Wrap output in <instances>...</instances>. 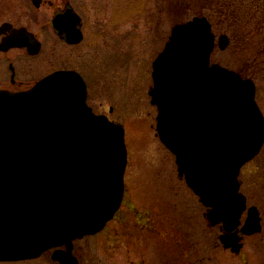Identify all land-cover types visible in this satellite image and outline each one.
Wrapping results in <instances>:
<instances>
[{
    "label": "water",
    "instance_id": "95a60500",
    "mask_svg": "<svg viewBox=\"0 0 264 264\" xmlns=\"http://www.w3.org/2000/svg\"><path fill=\"white\" fill-rule=\"evenodd\" d=\"M72 14V10H68ZM73 24L52 27L81 40ZM66 20V19H64ZM37 42V41H36ZM229 40L218 37L225 50ZM30 52L39 51L40 45ZM3 40L0 51L24 47ZM215 35L206 17L172 27L152 63L148 94L156 107V135L174 155L179 178L219 226L224 249L239 253L244 236L261 231V216L240 191L242 167L264 145V115L256 86L211 63ZM76 71H56L20 93L0 91V262L39 257L78 264L73 241L103 230L120 208L127 165L122 125L96 115ZM246 213L242 221L243 214Z\"/></svg>",
    "mask_w": 264,
    "mask_h": 264
},
{
    "label": "rangeland",
    "instance_id": "374dc122",
    "mask_svg": "<svg viewBox=\"0 0 264 264\" xmlns=\"http://www.w3.org/2000/svg\"><path fill=\"white\" fill-rule=\"evenodd\" d=\"M72 1L88 20L93 41L73 50L61 45L49 25L53 9L46 4L41 8L46 24L41 35L44 51L38 61H44L47 69L67 67L82 73L88 84V104L123 125L128 153L123 204L104 230L76 242L75 254L81 264H129L130 260L141 264L143 256L146 264H165L168 242L157 237L160 232L172 235L168 240L174 242L173 247L175 242L183 246L187 264H264L257 237H245L240 253L233 254L220 245L218 229L207 227L204 207L178 178L174 156L156 135L157 110L148 95L151 64L171 28L202 16L211 23L216 39L225 34L229 40L225 50L216 45L212 63L247 71L264 114V62L255 57L256 49L264 45V29L256 30L255 23L260 26L264 17L231 21L230 15L240 10L236 6L229 9L222 0ZM4 19L0 0V24ZM251 168L245 165L240 175L248 206L256 205L244 185L243 174ZM177 253L174 249L172 257ZM0 264L57 263L45 253L33 260Z\"/></svg>",
    "mask_w": 264,
    "mask_h": 264
},
{
    "label": "flooded vegetation",
    "instance_id": "af4514ba",
    "mask_svg": "<svg viewBox=\"0 0 264 264\" xmlns=\"http://www.w3.org/2000/svg\"><path fill=\"white\" fill-rule=\"evenodd\" d=\"M56 1H58V3ZM3 2L5 19L0 24V44L4 40L8 47L10 43H24L26 46L10 47L6 51H0V90H5L9 93L25 91L53 71L72 69L67 67L47 69L44 61H38L44 51V41L41 35L46 25L43 13L41 12L42 6L48 4L49 7L53 9V16L50 19L49 25L55 39L61 45L73 50L82 47L85 43H89L94 39L93 35H91L92 32H88V20L84 18L79 9L80 7L72 0H3ZM68 10H72V14H76L79 18L77 29L80 32L81 40L77 43L69 42L70 40H74V34H68V30L67 34L60 32V30L58 31L51 25V21L55 17L62 16L61 19H58V25L63 27V23L65 22L67 23L65 27L71 26L73 22H71L68 17H73V15L68 13ZM36 41L39 43L40 48L39 51L34 54L30 52L28 46L31 47V51H33L37 46ZM72 70H74V68ZM80 74L82 75V73ZM86 85L88 90L87 82ZM164 223L166 222L164 221ZM168 236L172 237V235H167V233L161 234V232L157 235V237L168 242V246L164 248V263L166 264L169 262L173 264V262H175L176 264H187L188 255L185 250L181 249L183 246L175 242L176 246L173 247L174 242L170 243L171 240H168ZM174 249L177 250L178 253L175 257H172ZM141 251L143 252V250ZM73 254L76 256L75 245ZM139 254L140 253L137 255L139 256ZM148 258H150V256H148ZM78 261L79 264H81L79 257ZM140 263L146 264L145 256L140 259ZM129 264H135V261L130 260Z\"/></svg>",
    "mask_w": 264,
    "mask_h": 264
},
{
    "label": "trees",
    "instance_id": "16d2710c",
    "mask_svg": "<svg viewBox=\"0 0 264 264\" xmlns=\"http://www.w3.org/2000/svg\"><path fill=\"white\" fill-rule=\"evenodd\" d=\"M222 4L227 6L229 9L232 6H236V9L240 10L237 14L234 15L232 13V15H230L229 18L231 21L239 20V18L245 20H255L256 18H259L258 16H261L262 18L264 17V0H222ZM255 26L257 27L256 30H263L264 21H260V26L258 23H255ZM255 57L260 60V63L264 62V45L256 49ZM239 73L243 76H247V71H239ZM248 165H252V168L248 172L245 171L243 174L245 191L248 198L253 200L258 206L262 215L263 229L261 233L255 235V237H257V241L259 243H257V245H259V248L264 255V147L260 154L246 166Z\"/></svg>",
    "mask_w": 264,
    "mask_h": 264
}]
</instances>
